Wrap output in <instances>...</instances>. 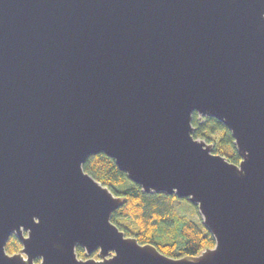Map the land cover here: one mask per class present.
<instances>
[{"label": "water", "instance_id": "obj_1", "mask_svg": "<svg viewBox=\"0 0 264 264\" xmlns=\"http://www.w3.org/2000/svg\"><path fill=\"white\" fill-rule=\"evenodd\" d=\"M99 153L196 206L215 245L126 235L125 198L83 170ZM0 264H264V0H0Z\"/></svg>", "mask_w": 264, "mask_h": 264}, {"label": "trees", "instance_id": "obj_2", "mask_svg": "<svg viewBox=\"0 0 264 264\" xmlns=\"http://www.w3.org/2000/svg\"><path fill=\"white\" fill-rule=\"evenodd\" d=\"M191 122L194 136L212 144L213 153L226 156L235 164L240 161L232 134L224 124L213 116L199 118L196 112ZM83 170L109 187L115 195L125 198L126 202L115 210L111 221L126 235L136 237L138 242L151 243L160 252L175 258L197 255L202 249L215 245V239L203 222H194L176 211V195L144 192L117 168L113 158L103 153L90 156ZM20 247L19 238L10 235L5 246L7 252L13 254ZM77 254L85 257L81 246L77 247Z\"/></svg>", "mask_w": 264, "mask_h": 264}, {"label": "rangeland", "instance_id": "obj_3", "mask_svg": "<svg viewBox=\"0 0 264 264\" xmlns=\"http://www.w3.org/2000/svg\"><path fill=\"white\" fill-rule=\"evenodd\" d=\"M175 208L182 216H186L194 222H203V218L201 217L197 207H194V205H192L187 199L177 198L175 200Z\"/></svg>", "mask_w": 264, "mask_h": 264}]
</instances>
